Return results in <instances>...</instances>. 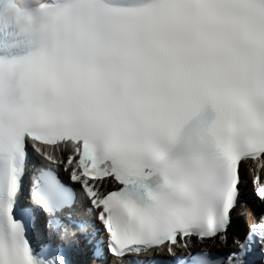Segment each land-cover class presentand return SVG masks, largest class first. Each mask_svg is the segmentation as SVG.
<instances>
[{"label": "snow or ice", "instance_id": "6c2138e0", "mask_svg": "<svg viewBox=\"0 0 264 264\" xmlns=\"http://www.w3.org/2000/svg\"><path fill=\"white\" fill-rule=\"evenodd\" d=\"M262 170L264 0H0V264H264Z\"/></svg>", "mask_w": 264, "mask_h": 264}, {"label": "bare ground", "instance_id": "6f19581e", "mask_svg": "<svg viewBox=\"0 0 264 264\" xmlns=\"http://www.w3.org/2000/svg\"><path fill=\"white\" fill-rule=\"evenodd\" d=\"M261 176H264V170H262L261 171ZM246 177H248L247 175H246ZM249 177H251V174H249ZM261 208H264V204H261ZM256 219H258V217H257V213H255L254 215H248V213L246 214V219H245V223L246 224H248V226H249V224H253V223H255L256 222ZM240 223H243V222H240ZM220 244L219 243H217V244H213V245H211L210 247H218Z\"/></svg>", "mask_w": 264, "mask_h": 264}]
</instances>
